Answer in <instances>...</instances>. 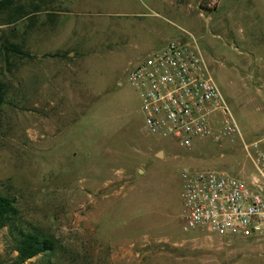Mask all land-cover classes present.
<instances>
[{"label": "rangeland", "instance_id": "rangeland-1", "mask_svg": "<svg viewBox=\"0 0 264 264\" xmlns=\"http://www.w3.org/2000/svg\"><path fill=\"white\" fill-rule=\"evenodd\" d=\"M252 2L0 0V192L55 239L53 264H264V240L182 231L178 179L185 168L255 175L241 142L264 136L263 66L228 43L247 19L264 22ZM185 33L239 137L184 149L144 130L125 74Z\"/></svg>", "mask_w": 264, "mask_h": 264}, {"label": "built area", "instance_id": "built-area-1", "mask_svg": "<svg viewBox=\"0 0 264 264\" xmlns=\"http://www.w3.org/2000/svg\"><path fill=\"white\" fill-rule=\"evenodd\" d=\"M185 35L149 52L125 74L139 102L144 130L184 149L195 140L239 137L194 39ZM241 146L255 172L248 182L213 170L180 171L182 231L264 240V136Z\"/></svg>", "mask_w": 264, "mask_h": 264}, {"label": "trees", "instance_id": "trees-1", "mask_svg": "<svg viewBox=\"0 0 264 264\" xmlns=\"http://www.w3.org/2000/svg\"><path fill=\"white\" fill-rule=\"evenodd\" d=\"M1 9V3H0ZM26 15L20 17L23 18ZM17 20V19H16ZM12 20L11 22H16ZM5 53H22L20 47L7 44L3 47ZM0 228L7 229L9 250L14 253L9 259L0 257V264H25L28 260L38 257V262L33 264H53L51 261L55 254L57 242L53 237L44 233L38 227L23 220L15 200L0 192Z\"/></svg>", "mask_w": 264, "mask_h": 264}, {"label": "crops", "instance_id": "crops-1", "mask_svg": "<svg viewBox=\"0 0 264 264\" xmlns=\"http://www.w3.org/2000/svg\"><path fill=\"white\" fill-rule=\"evenodd\" d=\"M255 1L256 2H252L250 5H253L252 7H257L259 12H263L264 9H262V7H264V0H255ZM246 21L248 23L247 27L250 28H248V30H245V35H242L244 33L242 31L241 36L234 39L235 43L232 40L230 41V37H229V42L226 37L224 39L229 44L231 43L230 45H232L231 47L233 50H237L236 55L255 57V59L257 60L256 63H261L263 66V72L261 78L264 79V22L260 23L257 17H252L250 19H247ZM231 22L232 23L230 25L233 24L232 20ZM254 24H258L257 27L254 28L253 27ZM224 34H227L226 30H224ZM166 42L167 41H165L163 45ZM257 77L260 78V76Z\"/></svg>", "mask_w": 264, "mask_h": 264}]
</instances>
